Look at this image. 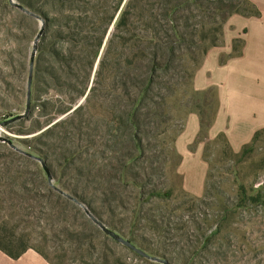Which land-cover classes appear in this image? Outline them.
Segmentation results:
<instances>
[{
    "label": "rangeland",
    "instance_id": "1",
    "mask_svg": "<svg viewBox=\"0 0 264 264\" xmlns=\"http://www.w3.org/2000/svg\"><path fill=\"white\" fill-rule=\"evenodd\" d=\"M128 1L0 0V247L33 248L55 264H162L144 254L170 264H264V132L233 152L221 135L208 138L212 122L199 126L188 145L202 144L198 195L183 187L174 145L190 113L199 125L201 113L212 117L215 95L194 91L192 77L230 18L250 7L184 0L182 65L168 72L176 91L162 115L145 98L128 121L137 89L152 97L157 88L135 58L154 50L139 40L152 31L138 17L114 30Z\"/></svg>",
    "mask_w": 264,
    "mask_h": 264
},
{
    "label": "crops",
    "instance_id": "2",
    "mask_svg": "<svg viewBox=\"0 0 264 264\" xmlns=\"http://www.w3.org/2000/svg\"><path fill=\"white\" fill-rule=\"evenodd\" d=\"M258 16H232L222 44L211 48L192 77L196 92L213 89L216 106L208 138L222 135L233 152L249 144L256 133L264 132V0H247ZM240 40L237 52L233 41ZM199 118L190 113L184 131L174 145L182 156L180 173L186 191L198 195L202 191L204 164L201 162L202 144L194 151L188 145L199 131ZM193 170V171H191ZM0 264H51L34 249H26L16 258L0 251Z\"/></svg>",
    "mask_w": 264,
    "mask_h": 264
},
{
    "label": "trees",
    "instance_id": "3",
    "mask_svg": "<svg viewBox=\"0 0 264 264\" xmlns=\"http://www.w3.org/2000/svg\"><path fill=\"white\" fill-rule=\"evenodd\" d=\"M246 5L250 7L251 12L247 13L245 16H258L257 9L247 0H243ZM187 6V2L184 0H157L154 2H150L148 0H129L126 3L124 9L119 14V17L115 24V31H119L121 29L126 28L133 22V18L138 17L139 20L142 21V25L152 31L151 37L142 36L139 40H147L150 45H153L154 50H151L149 53H143L142 51L138 52L135 55L136 59H144L143 61L145 67L150 69L152 73V78L154 77L155 80H149L148 83H153L157 86L156 90L152 93V97L147 96L146 92L150 90L149 88L142 87L143 81H141L140 87L137 89L139 94L137 95L136 99L133 100V105L131 110L129 109L127 112V120H133V115L136 110V107L141 105L142 101L147 98L150 99L153 105L156 107L154 110H149V112H154V116H160L164 112V106L167 104L168 98L175 93V85L174 82H171L172 77L168 72L171 70L175 71V62H179L178 66L182 65L181 59L182 56L180 53H177L178 46L182 43H185L186 38H184L183 33L180 30V27L183 26L180 24V19H182V11L183 8ZM147 13V16L144 14ZM223 16V15H222ZM186 22V21H185ZM202 23V22H200ZM209 23H216V21L211 20ZM187 26V22L185 23ZM184 25V26H185ZM137 36V35H136ZM136 36H132L136 39ZM168 39V40H164ZM137 40V39H136ZM203 38L200 37L199 41H202ZM139 42V41H137ZM192 45H196L198 42L194 40H189ZM214 44V43H213ZM241 41L234 40L233 41V51L234 53L237 52V49L240 47ZM164 46H167L164 48ZM138 47V46H137ZM139 49V48H138ZM141 50V49H139ZM194 61V58L191 59ZM148 71V70H147ZM142 75V74H141ZM169 75L167 80L163 78V76ZM140 76V74H139ZM141 77V76H140ZM136 86V84H134ZM138 86V85H137ZM213 96L215 95L213 89H209ZM123 95V92L121 93ZM124 97L128 99V94L124 93ZM215 112V110H214ZM213 115L210 119H206L205 116L201 113L200 114V128L205 129L208 128L213 121ZM2 123V122H0ZM260 133H256L253 139H256L257 135ZM220 137H223L222 135ZM101 221L100 219H98ZM16 240L10 239L9 243H15ZM28 247H25L16 253H12L10 250L0 247V251L3 252L5 255L16 258L20 254H22ZM33 249V248H31ZM35 250V249H34ZM37 251V250H35ZM44 259L48 262L49 260L47 257L42 254L40 251H37ZM51 263V262H49ZM55 264V263H51Z\"/></svg>",
    "mask_w": 264,
    "mask_h": 264
},
{
    "label": "water",
    "instance_id": "4",
    "mask_svg": "<svg viewBox=\"0 0 264 264\" xmlns=\"http://www.w3.org/2000/svg\"><path fill=\"white\" fill-rule=\"evenodd\" d=\"M29 94H30V88L28 86V89H27V99L29 101ZM94 222L98 225V227L102 230V232L104 234H106L107 236H109L110 238L114 239V240H117L119 241L120 243H123L124 245L128 246L130 249L134 250V251H138L134 246H132L128 241H125L123 240L122 238H120V236L116 233H114L113 231L109 230L104 224L94 220ZM145 257L147 258H150L154 261H157V262H160L162 264H170L167 260L163 259V260H160L159 258H152L148 255H145Z\"/></svg>",
    "mask_w": 264,
    "mask_h": 264
},
{
    "label": "built area",
    "instance_id": "5",
    "mask_svg": "<svg viewBox=\"0 0 264 264\" xmlns=\"http://www.w3.org/2000/svg\"><path fill=\"white\" fill-rule=\"evenodd\" d=\"M3 127H4V125H3L2 123H0V135H1L2 133H5Z\"/></svg>",
    "mask_w": 264,
    "mask_h": 264
}]
</instances>
